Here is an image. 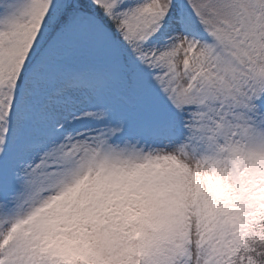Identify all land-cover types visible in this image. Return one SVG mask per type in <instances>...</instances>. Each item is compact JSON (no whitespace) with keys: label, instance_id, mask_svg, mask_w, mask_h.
I'll return each instance as SVG.
<instances>
[{"label":"snow or ice","instance_id":"1","mask_svg":"<svg viewBox=\"0 0 264 264\" xmlns=\"http://www.w3.org/2000/svg\"><path fill=\"white\" fill-rule=\"evenodd\" d=\"M0 264H264V0H0Z\"/></svg>","mask_w":264,"mask_h":264}]
</instances>
